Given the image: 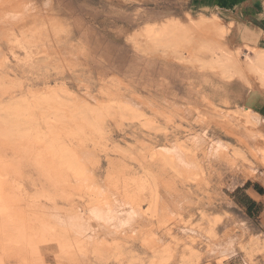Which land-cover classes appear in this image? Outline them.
I'll return each instance as SVG.
<instances>
[{"label":"rangeland","instance_id":"obj_1","mask_svg":"<svg viewBox=\"0 0 264 264\" xmlns=\"http://www.w3.org/2000/svg\"><path fill=\"white\" fill-rule=\"evenodd\" d=\"M185 11L213 10L200 0H0V193L20 220L70 244L35 264H264V225L232 197L248 179L264 184V120L251 110L247 121L239 102L264 86L251 72L249 84L224 79L203 52L183 62L145 37L147 24ZM223 24L216 40L238 48L235 25ZM47 136L81 158V192ZM160 150L170 165L151 163ZM82 214L89 228L77 224L79 235L59 224Z\"/></svg>","mask_w":264,"mask_h":264},{"label":"bare ground","instance_id":"obj_2","mask_svg":"<svg viewBox=\"0 0 264 264\" xmlns=\"http://www.w3.org/2000/svg\"><path fill=\"white\" fill-rule=\"evenodd\" d=\"M185 15H186L185 19L180 18V16L167 18L166 21L161 23L160 28H155L154 27L155 24H153V23L147 24L146 28L144 29L145 37H147V39L151 38L150 41L153 42L154 45H155V42H154V40H155L156 42H158V43L161 42V44L166 45L167 47L171 48L177 54V57L183 62L190 63L193 60L200 61V59L197 57V54L194 53L193 51L197 50L199 52H203L206 55V58L202 62L203 65L207 66L209 69H213V70L217 71L222 76V78H224V79L228 80V79H233V78H239L244 83L246 82L247 84H249L250 82H249L248 77H247V72H251L252 74L255 75V77L257 78L259 83L264 86V48L258 49L257 47H255L253 45H245L244 48L238 47L235 49H230V48L226 47L220 41L216 40V37H222L224 34H226L227 29H228L223 24V20L221 18H219L216 14H211L209 17L201 15V16L196 17V18L192 17L189 12H186ZM18 17H19V15H18ZM198 33L206 35L207 37L206 36L205 37L197 36L196 34H198ZM150 41H148V42H150ZM158 45H160V44H158ZM151 46H152V44H151ZM11 103L13 104V102H11ZM15 106H16V104H15ZM19 106H21V105H19ZM102 108L98 109L99 111H97V114H100V110H103ZM88 109L89 108H87V110ZM85 110L86 109H84L83 111L85 112ZM91 110L90 111L88 110V111L91 112ZM96 110H97V107H96V109L93 108V110H92V112H95V115H96ZM250 111H251V109L246 108V110H245L246 113L243 112V117L247 121H249V120L251 121V118H250L251 115H249ZM86 113H87V111H86ZM81 114H82V112H81ZM12 115H13V113H12ZM84 115H86V114H84ZM22 117H23V115H22ZM96 119H95V121H96ZM24 122H25L24 124L27 123L26 121H24ZM96 122L100 125L99 121H96ZM21 123H22V120H21ZM97 123H96V126H94V127L97 128V130H102L103 128L102 127L100 128V126ZM13 125L15 128V123ZM20 125L21 124H19V126ZM27 125H29V124L27 123ZM27 125H22V126L24 127ZM18 132H19V130H18ZM10 133H11V130H10ZM7 134L8 133H6L5 135H7ZM259 136H261V135H259ZM49 137H52V136H49ZM49 137H48V139H49ZM41 138H42V136L39 137V140ZM48 139L45 138L46 141H48ZM49 140H50L49 143H47L46 141H43V143L46 142L47 145L49 144L48 145L49 148H51L53 150L52 152H53L54 156L57 157L56 160H57V162H59V167L62 169L64 168L66 170V173L68 175V177L67 176L66 177L70 180L69 182H71V181L73 182L75 179L79 181L81 176H82V181L85 180L86 178L83 179V177H84L83 175L85 174V173H83V172H85V170L83 169L84 167L82 166L83 163H81V158L79 156H77V154L75 153L76 150L74 148H71V147L66 146L64 144H61L57 140H54V139H49ZM41 142H42V139H41ZM257 142H258V140H257ZM44 145H46V144H44ZM44 149H47V148H44ZM161 150H163V149H161ZM161 150H160V152H161ZM167 150H168V148H167ZM42 151H39V152H41L40 155L43 153ZM257 151H258V154L260 155L262 162H263V165H264V142L257 145L256 152ZM160 154H161V156H160ZM160 154H158V155L152 154L150 156L151 163L152 164L153 163L159 164V165L165 164V166L170 165L171 162L173 161V158H172L173 155H171V153L169 154V152H168V154H167V152H165V153L161 152ZM41 163L42 162H40V164ZM44 166H46V164ZM50 167H51V165H50ZM43 168H45V167H43ZM43 168H42V170H45ZM48 171L50 172L49 169H48ZM44 172L47 175V172L46 171H44ZM60 172H62V171L60 170ZM60 172H58V173L61 174ZM51 173L49 175H51ZM145 174H146V176H145L146 179H148L149 181H150V179H152V182L150 181V183H152V188H153L152 194H151V199H152L151 203L156 205L155 203L157 200V193H156L155 188L153 187L154 186V181H153L154 176L152 174L151 168H149V169L147 168L145 170ZM55 175L57 177L58 174L55 173L54 176ZM51 177H53V176L51 175ZM55 181H57V180H55ZM66 181L67 180H65V181L63 180V182H66ZM74 182L71 184L69 183L71 186L69 184L68 185L70 187L74 188V189H72L74 192L76 190L78 192H81V190H79V189H81L79 182L77 185H75ZM72 184H74V185L72 186ZM76 188H78V189H76ZM141 189H142V187H141ZM83 190L84 189H82V191ZM74 192L72 193L73 195H74ZM86 193L88 194V193H90V191L89 192L87 191ZM68 197L71 198V194H69ZM90 198H91V196H90ZM95 201H96V199H95ZM98 201L99 200L97 198L96 202H98ZM103 201H105V200L103 199ZM90 202H88V203H90ZM94 202L92 200L91 203L94 204ZM9 204H10V202L8 201V199L6 200L5 197L2 196L0 193V264H8V261H10V260H16L18 262V264H35V262H36L35 258L47 261L48 254L45 253L44 250H47L50 247L55 248V249H57V248L64 249L67 246L70 247V244L66 240H60L59 238L57 239L55 237L53 238L52 236H50L48 234V232L46 230L40 229V227L36 226L35 224H33L31 222L29 224H26L24 221L20 220L17 216H15L16 210L12 209L14 206L12 207L11 204H10L11 206H9ZM101 204H102V201H100V204L98 202L97 205H99V206H97V207L102 208V207H100ZM107 204H105V206H107ZM142 209L143 208H140L139 211L140 212L143 211ZM95 210H96V207H95ZM97 211H98V209H97ZM97 211H95V212H97ZM99 211H100V209H99ZM82 212L85 213L86 210L82 211ZM90 212H91V210H90ZM95 212L93 211V214H95ZM99 214H106V211H105V213L103 211L102 213L100 212ZM83 215L84 214H82L81 216H73V217L68 216V218L65 216H64V218L60 217L59 218V224L61 226L67 225L71 228L73 226L75 234L79 235V234H81V232L83 230L82 227H84V229H87V227H88L84 223H80V222H85ZM77 224H81L82 227L77 225ZM79 228L81 229V232L78 230ZM84 234H86V233H84Z\"/></svg>","mask_w":264,"mask_h":264},{"label":"crops","instance_id":"obj_3","mask_svg":"<svg viewBox=\"0 0 264 264\" xmlns=\"http://www.w3.org/2000/svg\"><path fill=\"white\" fill-rule=\"evenodd\" d=\"M205 9H212L226 23L235 25V41L238 47L264 46V0H200ZM190 11H185L184 13ZM180 16V15H176ZM171 16V17H176ZM233 82L229 86L233 87ZM236 85L242 86L240 83ZM247 90V89H246ZM243 108L249 107L264 120V91L254 87L239 96ZM234 202L248 218L260 220L264 225V184L256 179H248L239 184L233 194Z\"/></svg>","mask_w":264,"mask_h":264}]
</instances>
